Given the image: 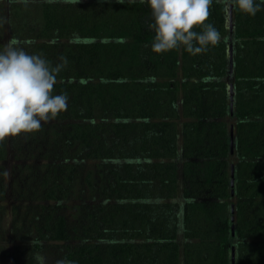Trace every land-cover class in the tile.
<instances>
[{
	"label": "trees",
	"instance_id": "trees-1",
	"mask_svg": "<svg viewBox=\"0 0 264 264\" xmlns=\"http://www.w3.org/2000/svg\"><path fill=\"white\" fill-rule=\"evenodd\" d=\"M8 3L0 46L9 33L53 66L65 57L54 94L68 103L39 132L11 138L16 160L42 162L16 164L12 182V234L37 243L11 256L0 245V264H37L31 253L59 243L73 264H232L233 249L236 264H264V5L254 17L233 8L231 32L213 2L206 23L221 41L191 55L151 51V9L139 0ZM8 149L7 139L0 242Z\"/></svg>",
	"mask_w": 264,
	"mask_h": 264
},
{
	"label": "clouds",
	"instance_id": "clouds-1",
	"mask_svg": "<svg viewBox=\"0 0 264 264\" xmlns=\"http://www.w3.org/2000/svg\"><path fill=\"white\" fill-rule=\"evenodd\" d=\"M27 6L32 0H17ZM51 2V0H49ZM77 4L79 0H63ZM123 2V0H118ZM151 9L148 30L154 32L151 51L164 54L183 49L191 55L205 53L221 41L219 30L206 23L210 8L215 2L222 9H236L239 13L254 17L261 11L264 0H139ZM199 28V31L196 29ZM147 47V45H146ZM51 65L39 54H29L12 40L0 46V143L21 134L39 132L42 122L55 120L66 111V93L54 94L57 77L67 64ZM8 175L7 172L4 173ZM37 241L32 240V246ZM37 264H46V258L38 252L31 253ZM56 264H73L60 259Z\"/></svg>",
	"mask_w": 264,
	"mask_h": 264
},
{
	"label": "rangeland",
	"instance_id": "rangeland-1",
	"mask_svg": "<svg viewBox=\"0 0 264 264\" xmlns=\"http://www.w3.org/2000/svg\"><path fill=\"white\" fill-rule=\"evenodd\" d=\"M6 3H7V7H8L9 6L8 0H6ZM9 41H10V34L8 33L7 38H6V42L8 43ZM231 42H232V39H228V43L230 44ZM228 81L230 83L233 82V78L229 77ZM8 148H9L8 149V160L4 163V165L6 167V172L8 173V175L6 176V180H5L6 185H7V189H8V194L6 196L5 201L1 203L6 208V216L4 219L3 227L6 228L7 233L5 235V239H6L5 242L1 241L0 245L4 246V248L8 250V252L11 256V252L13 250V247L16 244H23L25 246L30 247V250H33L31 242L23 243L22 241H19V240L15 241V238L12 234V220H13L12 208H13V204H14L13 203L14 202L13 201V189H12L13 173H14L13 171H14V168H18V165H16L18 163L19 164L25 163V165L30 164L33 168H41L40 166L42 165V162L38 161L39 155H36V154H33L32 157L26 162H25V160H23V161L16 160L14 158V153H13L14 149H13V145L11 142V138H8ZM25 203H26L25 206L27 205V207L29 208L30 204H28L26 201H25ZM23 204H24V202H23ZM75 204H77V202H72L71 205L73 206ZM21 207H20V209L24 210V207H22V208ZM22 237L23 236H21V238ZM61 245H62L61 243L53 244V245L50 244L51 248H49L48 250H44L42 252H39L41 255H43L46 258V264H56V261L61 259L60 258V252H61L60 246ZM10 262H11V257L9 258V264H11Z\"/></svg>",
	"mask_w": 264,
	"mask_h": 264
},
{
	"label": "water",
	"instance_id": "water-1",
	"mask_svg": "<svg viewBox=\"0 0 264 264\" xmlns=\"http://www.w3.org/2000/svg\"><path fill=\"white\" fill-rule=\"evenodd\" d=\"M228 10V28L230 29L231 32H233V28H234V22H233V8L232 9H227ZM229 55H230V77H232V72H233V68H234V53H233V46L230 43V48H229ZM233 78V77H232ZM234 86L231 82L230 84V88H229V97L231 100V109H232V114H233V110H234ZM231 143H232V149L234 148V128H231ZM232 176L234 178V168H232ZM232 186H234V179L232 181ZM232 212L234 213V207L232 208ZM232 221H235V217L233 216ZM232 232L233 235L235 234V228L234 226L232 227ZM232 264H236V258H235V250L233 249V260H232Z\"/></svg>",
	"mask_w": 264,
	"mask_h": 264
}]
</instances>
